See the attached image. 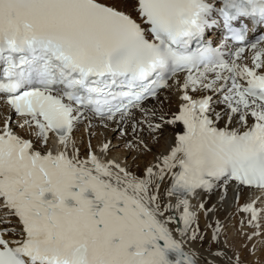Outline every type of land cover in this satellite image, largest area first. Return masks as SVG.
Segmentation results:
<instances>
[{"label":"snow or ice","instance_id":"snow-or-ice-1","mask_svg":"<svg viewBox=\"0 0 264 264\" xmlns=\"http://www.w3.org/2000/svg\"><path fill=\"white\" fill-rule=\"evenodd\" d=\"M0 104V264H243L192 203L230 185L264 235V0H0Z\"/></svg>","mask_w":264,"mask_h":264},{"label":"bare ground","instance_id":"bare-ground-1","mask_svg":"<svg viewBox=\"0 0 264 264\" xmlns=\"http://www.w3.org/2000/svg\"><path fill=\"white\" fill-rule=\"evenodd\" d=\"M166 95H171L172 98H171L170 103H171V106L173 108H175V105L177 103L176 95L175 94H170V93H166ZM222 107H223V105H221V104L214 105V108L216 109V111H219ZM114 128H115L114 124H109L108 127L104 126V129L102 130V132H99L97 134L98 136L94 140V144H95V146L97 148L99 147V145L101 143L105 142L106 140H110L113 144H115L116 141H118V139L120 137V134H119L118 131H115ZM95 130H96V128L92 129L91 133H93V131H95ZM168 131L170 132V130H168ZM74 137L77 139L78 144H79L81 138H83L84 145H80V147H81V153L84 154L86 152V150H87L86 147L84 149V146L86 144L85 141L87 139L85 134L82 133V130L80 131V129H78V131L76 132ZM122 138L125 139L124 137H122ZM128 138H130V137H128ZM168 139H169V136L166 135L165 138L161 140V144H160L158 150H154L152 153L148 154L147 155V159H150V161H151L153 159V153H155L157 151H164L166 146H167ZM120 154H121V158L118 159ZM109 155H110L111 158L116 159L118 162L124 161L123 160V155H124L123 153H117V155H115V152L112 151ZM129 166L131 167L132 165L129 164ZM222 194H223V189L222 188H217L212 193L205 192V194L203 195L202 201L205 203V207L206 208H214V211L209 213L206 217H205V215L203 213L202 214L200 213V217L201 218H200V222L199 223H200V226L202 227V229H206V239H207L208 236L211 235V229H207L206 228V225L208 223H214L215 221L221 222L223 219H225L227 217V215L229 213L232 214V212H234L235 208L239 207L241 202H243L244 200L248 202L250 200V198H251L249 190L248 189H244L240 193L239 201L237 202L234 199L236 194H235V192L232 190V188L230 186H229L227 195H226V197L223 200H221ZM198 202H199V196L197 198L193 199V201H192L193 205H197ZM244 215H246V213H244ZM214 217L216 218V220L213 222V220L211 221V219H213ZM239 217H240V215L235 217V219H234L235 220V224H233L232 230L230 229V231H228L227 235H224L223 233H221V239H222V241H225V239L226 240L228 239L227 244L229 246H232L234 243H236L235 247H233L231 249V251L229 252L230 255L232 254L234 248H236V247L238 248L241 245V247L239 249V251L241 253H238L239 251H237V249H235V251H237V253L239 255L241 254L242 256L243 255L250 256L251 255L250 253H253V251H251V249H252V246H253L254 243H250V241L246 240L245 236H244V233L245 232H250L251 229H250V227H244L243 226L242 229L238 230L237 229V225L240 224ZM262 224H264V222H262ZM234 229H237L236 230V232H237L236 235L233 232ZM262 239H264V235L257 236V237H255L253 239V242H255L256 240L258 241V243H257V241L255 242V246L258 244L256 246V251L257 250L258 251L256 252L255 257L253 256V258H255L254 260H256V261H258L261 257H264V250H263L264 249V243H261ZM244 244L247 245V246H244ZM220 246L224 247L225 245L221 244ZM242 246H244V248H242ZM207 247H208V245H207V243H205L204 248L206 249ZM213 248L214 249L216 248L215 244H213ZM257 254H258V256H257ZM247 262H249V261H247ZM246 264H248V263H246Z\"/></svg>","mask_w":264,"mask_h":264},{"label":"rangeland","instance_id":"rangeland-1","mask_svg":"<svg viewBox=\"0 0 264 264\" xmlns=\"http://www.w3.org/2000/svg\"><path fill=\"white\" fill-rule=\"evenodd\" d=\"M122 138V137H121ZM119 139L118 141H116V143H115V145H118L115 149H113L112 151L113 152H115V155H117V153H123L124 155H123V160H126V162L129 164V162L132 164L133 163V161H132V157L135 155V153H130V152H128L124 147H123V140L122 139ZM84 140H80V142H79V145H84L82 142H83ZM160 144H161V142H160ZM160 144L159 145H154L153 146V151L154 150H158V148H159V146H160ZM122 150V151H121ZM148 154H150V153H147V154H144V155H141L140 157H139V159H137L136 161H135V165H137L138 166V169H142L147 163H149L150 162V159H147V155ZM124 156H126V157H124ZM121 158V154H120V156L118 157V159H120ZM152 161V160H151ZM132 166H133V164H132ZM233 213V212H232ZM230 214V213H229ZM227 215V217L225 218V219H223L220 223L223 225V230H222V233L224 234V235H227V233H228V231H230V229L232 230V228H233V224L235 223L234 222V218H235V214H237L236 212H234L232 215L230 214V215ZM216 220V218L214 217L213 219H211V221L213 220V222ZM226 222V223H225ZM229 225V226H228ZM239 225L240 224H238L237 225V229L238 230H240V229H242L243 227H242V225L240 226V228H238L239 227ZM233 232H234V234L236 235V229H234L233 230ZM230 233V232H229ZM228 237V236H227ZM254 239V238H253ZM253 239L250 241V243H254L253 245H255V242L257 241H255V242H253ZM225 241H227L228 242V239L226 240L225 239ZM257 243H258V241H257ZM261 243H264V239H262L261 240ZM235 244L236 243H234L232 246H231V249L233 248V247H235ZM228 245V244H227ZM258 245V244H257ZM256 245V246H257ZM244 246H245V244H244ZM244 246H242V248H244ZM240 247H241V245H240ZM240 247H236V248H234V250H233V252H237V251H239V249H240ZM235 249H237V251H235ZM264 250V249H263ZM258 251V250H257ZM256 251V252H257ZM256 252H253V253H250L249 255L250 256H247V255H241L240 254V257H242L241 258V260L242 261H249V264H264V257H261L258 261H256V260H254L255 258H253V256L255 257V255H256ZM238 253H241L240 251L238 252ZM260 253V252H259ZM258 253V254H259ZM258 254H257V256H258ZM244 257V258H243ZM252 257V258H251ZM245 259V260H244Z\"/></svg>","mask_w":264,"mask_h":264}]
</instances>
